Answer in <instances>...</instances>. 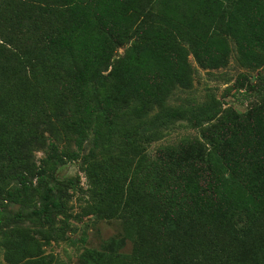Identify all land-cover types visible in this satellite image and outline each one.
Returning <instances> with one entry per match:
<instances>
[{"label": "trees", "instance_id": "obj_1", "mask_svg": "<svg viewBox=\"0 0 264 264\" xmlns=\"http://www.w3.org/2000/svg\"><path fill=\"white\" fill-rule=\"evenodd\" d=\"M231 42L241 65H263L264 0H0L6 261L56 264L41 240L66 238L69 225L55 223L68 211L56 170L78 160L83 212L121 220L123 233L76 264H264V95L242 113L213 95L188 107L166 102L191 78L189 55L204 68L225 66ZM52 117L75 149L48 139L36 165L24 152L37 137L32 123L55 126ZM177 120L200 137L144 163L143 143ZM126 242L130 251H120Z\"/></svg>", "mask_w": 264, "mask_h": 264}, {"label": "rangeland", "instance_id": "obj_2", "mask_svg": "<svg viewBox=\"0 0 264 264\" xmlns=\"http://www.w3.org/2000/svg\"><path fill=\"white\" fill-rule=\"evenodd\" d=\"M130 45L131 42H128L117 47L113 58L124 56ZM230 46L232 51L229 53L228 61L225 66L221 67H201L192 55H189L187 59L192 68L191 78L189 82L176 84L171 89L166 99L167 104L174 107H188L201 103L213 95L221 101L222 107H232L242 113L260 102L264 95V63L255 69L245 67L237 61L232 42ZM241 82L242 88L237 92L236 88ZM245 92L246 96H244ZM65 112H67L66 105L59 113ZM51 119L54 120L53 117ZM56 121L54 120V122ZM55 124V126H51L46 121L32 123L37 137L32 140L30 148L27 146L24 149V152L36 165H39L46 157L47 147L45 144L48 139L55 141L61 151L75 149L74 135L61 122ZM193 137H200V128H193L186 121H175L170 126L158 131L155 136H150L148 142L143 143L144 163L155 158L160 147L178 146L187 138ZM56 176L58 180L62 181L61 186L64 197L67 199L68 211L65 215L55 216V223L57 226H61L65 222L70 229L66 232L65 239L41 241L44 243L45 253L53 255L56 264H76L78 255L83 250L87 248L101 249L108 239L121 236L123 233L122 222L119 219H102L83 212L82 205L85 203L83 190L87 184L78 160L67 161L60 166L56 170ZM69 180L75 181V187H67ZM18 206V204L12 205L13 209H17ZM23 225L31 227L33 234L38 228L29 221L24 222ZM130 249L131 244L126 242V246L120 251L129 252ZM0 264H9L4 257L2 246H0Z\"/></svg>", "mask_w": 264, "mask_h": 264}]
</instances>
